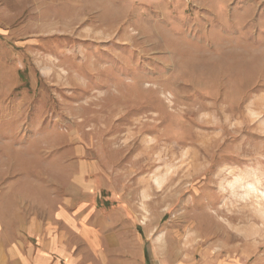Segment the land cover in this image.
I'll list each match as a JSON object with an SVG mask.
<instances>
[{
    "label": "rangeland",
    "instance_id": "rangeland-1",
    "mask_svg": "<svg viewBox=\"0 0 264 264\" xmlns=\"http://www.w3.org/2000/svg\"><path fill=\"white\" fill-rule=\"evenodd\" d=\"M94 195L264 264V0H0L1 215Z\"/></svg>",
    "mask_w": 264,
    "mask_h": 264
},
{
    "label": "crops",
    "instance_id": "crops-1",
    "mask_svg": "<svg viewBox=\"0 0 264 264\" xmlns=\"http://www.w3.org/2000/svg\"><path fill=\"white\" fill-rule=\"evenodd\" d=\"M81 200L73 207H28L11 218L0 212V264H184L169 257L161 236L147 243L125 202Z\"/></svg>",
    "mask_w": 264,
    "mask_h": 264
},
{
    "label": "bare ground",
    "instance_id": "bare-ground-1",
    "mask_svg": "<svg viewBox=\"0 0 264 264\" xmlns=\"http://www.w3.org/2000/svg\"><path fill=\"white\" fill-rule=\"evenodd\" d=\"M158 35H159V34H158ZM205 66H206V65H205ZM209 68H210V67H209ZM209 68H208V69H209Z\"/></svg>",
    "mask_w": 264,
    "mask_h": 264
}]
</instances>
